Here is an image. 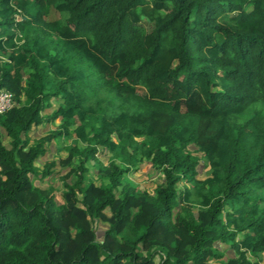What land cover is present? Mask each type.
Returning <instances> with one entry per match:
<instances>
[{"label": "trees", "instance_id": "obj_1", "mask_svg": "<svg viewBox=\"0 0 264 264\" xmlns=\"http://www.w3.org/2000/svg\"><path fill=\"white\" fill-rule=\"evenodd\" d=\"M51 6L59 16L48 20ZM0 50V87L15 99L0 113L10 138L0 137V264H151L157 253V264H212L223 242L235 254L220 264H252L264 250V0H0ZM86 86L111 92L96 98L105 108L94 109ZM56 117L28 143L33 125ZM70 125L85 145L65 146L78 161L67 195L81 193L91 218L113 212L106 241L83 240L72 257L60 252L68 234L55 216L68 198L31 182L52 172L56 161L41 170L34 161ZM98 149L111 153L108 181L84 183ZM194 151L208 160L204 178ZM140 157L162 180L151 192L126 185L120 197ZM182 179L192 184L181 192ZM139 243L155 249L142 256Z\"/></svg>", "mask_w": 264, "mask_h": 264}, {"label": "rangeland", "instance_id": "obj_2", "mask_svg": "<svg viewBox=\"0 0 264 264\" xmlns=\"http://www.w3.org/2000/svg\"><path fill=\"white\" fill-rule=\"evenodd\" d=\"M59 16L58 11L55 9V7L51 6L48 13L45 15L46 19H53L57 18ZM142 24L148 29L152 27V23L146 19L142 20ZM0 54L4 57H7V54L2 52L0 50ZM31 71V68L25 67L23 69L24 77L28 75V73ZM84 92L86 95H93L89 102H91L92 106L95 110L98 112L101 110V108L106 107V100H103L101 102H98L96 99L97 97H106V95L109 97L110 91L107 89H102L97 92V95H95V89H93L90 86L84 87ZM49 103H56V97L55 96H49L48 97ZM100 101V100H99ZM94 117V116H93ZM56 120V121H55ZM60 118L56 117L52 120V126L51 130L55 129L60 125ZM92 118L90 119V121ZM59 121V122H58ZM50 126V123L48 124V120H43L40 125L37 128H32L29 130V133L27 135L28 137V143H33L38 137L34 136V131H40L43 130L44 127ZM71 127V133L69 135H65V137L61 138L60 142L58 144H55L57 147L60 148V150H64L63 156L58 155L54 158H49L43 160L42 155H40L35 161L38 163V165L35 166L38 168V170H41L45 164V162L50 161H56V165H54L51 170L52 172L44 177H38L36 174L31 175V182L33 185H38L42 188L48 187L49 185L54 186V192H55V198L60 204H65L66 198L68 205H66L65 208H62L61 206L57 207L55 210V216H56V223L59 226V228L68 234V238L66 237L62 241V245L60 248V252L62 255H67L68 257H72L75 254L76 249L79 247V244L84 240L88 241L89 239H95L96 241H106L104 239V232L110 225V219L113 215V212L108 207L104 210V217H97V218H91L89 217L84 209L85 206L80 201L81 199V193H77V196H72V198L69 199V196L72 194L67 195L68 190L64 186V182L72 183L76 179L75 171L78 161L77 157L75 156H69L68 151L65 149L66 145H72L76 144L79 147H83L85 144L81 142L79 139L76 138L74 132H73V125H70ZM90 126L87 127L89 129ZM49 130V131H51ZM44 132L40 131V134H43ZM0 137L3 141V143L6 146H10V138L5 134L4 130L0 128ZM113 137L115 138V135L113 134ZM138 139H143L147 141L149 138L146 135H139L137 136ZM194 153L199 155V164L197 167V173L196 176L199 178H204L207 175L210 174L209 172V163L207 158L202 154L200 151H194ZM111 156V153L107 150L102 151L98 149L96 152L93 153L92 158H90L88 161H86L87 164V171L84 173V183H87L88 181H93L95 185H100L103 182H107L108 178L104 175V164L108 161L109 157ZM163 174L160 171L158 167H155L149 163L146 162V160L142 157L139 158L138 162L132 166L122 177L123 186H118V195L121 197L123 190L125 189L126 185H129L130 187H134L137 191H141L142 189L148 190L149 192L152 191L154 186L159 183L162 180ZM190 185L192 182H185L184 179L176 182V187L179 189V191L182 192L185 185ZM181 192H179V195H181ZM24 196L26 198H29L32 196V193L25 192ZM74 197V198H73ZM75 199V200H72ZM261 205H264V199L260 203ZM189 208L193 210L198 209H205L203 206H194L191 204H186ZM131 209H135L134 207H131ZM86 216V223L84 224L82 222L81 217ZM221 219H224V215L221 214ZM87 227V232L81 230V226ZM213 246V253H211L207 259L212 264H220L221 262H224L227 260L230 255L235 254V252L231 249V243L230 242H223L219 244L218 246ZM102 249V248H101ZM154 246H145L142 243L138 244L137 251L142 256H148L154 251ZM100 250L92 249L90 251L92 257L96 256V253L98 254ZM249 256V254H248ZM160 260L159 254H155L152 256V262L151 264H157ZM253 260H251L252 262Z\"/></svg>", "mask_w": 264, "mask_h": 264}, {"label": "crops", "instance_id": "obj_3", "mask_svg": "<svg viewBox=\"0 0 264 264\" xmlns=\"http://www.w3.org/2000/svg\"><path fill=\"white\" fill-rule=\"evenodd\" d=\"M56 121V120H55ZM60 121V120H59ZM58 121V122H59ZM50 123V126L48 125L47 127H44L43 130H40L41 132H44L43 134H40V131L35 130L34 131V136L33 137H40L44 134H46L49 130H51L53 127H51L52 124V120H48V124ZM39 124H35L32 126V128H37ZM29 133V132H28ZM65 137L64 135H59L57 137L51 138L50 141H48L47 146H46V150L45 152L42 154V158L43 160L45 159H49V158H54L58 155L63 156V152H65L64 150H60L59 145H55L58 144V142H60L61 138ZM34 163L36 164V166L38 165V163L36 161H34ZM250 259L253 260L252 264H262L264 263V250L262 251H258L255 255L250 254Z\"/></svg>", "mask_w": 264, "mask_h": 264}, {"label": "built area", "instance_id": "obj_4", "mask_svg": "<svg viewBox=\"0 0 264 264\" xmlns=\"http://www.w3.org/2000/svg\"><path fill=\"white\" fill-rule=\"evenodd\" d=\"M0 59L7 60V57H4L0 54ZM15 104L14 94L11 90L6 87H0V113H4L9 108ZM264 264V263H262Z\"/></svg>", "mask_w": 264, "mask_h": 264}]
</instances>
